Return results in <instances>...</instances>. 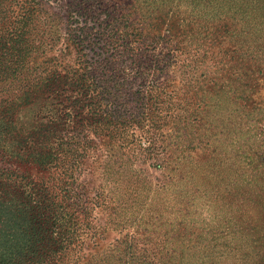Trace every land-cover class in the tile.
Here are the masks:
<instances>
[{"label":"trees","instance_id":"obj_1","mask_svg":"<svg viewBox=\"0 0 264 264\" xmlns=\"http://www.w3.org/2000/svg\"><path fill=\"white\" fill-rule=\"evenodd\" d=\"M133 2L142 15L111 0H0V264H191L186 226H133L91 251L106 228L95 207L113 229L139 218L103 190H157L135 163L192 207L212 189L252 205L254 226L222 234L237 239L230 264H264V0ZM225 40L238 46L210 51ZM100 143L94 189L79 172ZM226 245L203 247L229 257Z\"/></svg>","mask_w":264,"mask_h":264},{"label":"rangeland","instance_id":"obj_2","mask_svg":"<svg viewBox=\"0 0 264 264\" xmlns=\"http://www.w3.org/2000/svg\"><path fill=\"white\" fill-rule=\"evenodd\" d=\"M226 1H230L234 7L238 6V0ZM111 2L119 7V12H128L134 14L135 16L143 14L142 9L139 8L136 3L133 2V0H111ZM237 16L239 19L240 17L238 13ZM173 19L175 20L171 23V25L175 26L177 18ZM233 20L234 19H231V17L225 16L221 23L224 25L223 29L228 30V33H230L231 30L235 33V38L238 41V32H241V30L239 27L237 29V27L234 26L235 23ZM183 24H185L186 28L191 26V22H183ZM193 24H195V22ZM235 25L239 26L238 23ZM175 27L177 28V26ZM251 35L253 34L249 32V34H246L242 37L247 38ZM220 45L215 43L210 51L214 53L218 48L219 50H225L230 49L231 46H238V44H231V42L226 43V40ZM214 135L218 134L215 132ZM107 146V143L98 144L96 150L93 152V156L87 159L81 166L79 180L87 181L89 187L91 188L96 189L97 186L101 184L100 164ZM215 152L216 153L209 154V156H212L217 161H219L221 156L225 157L223 148H216ZM134 166L136 169H140L141 172L147 176L148 180L151 182V188L153 189L154 187L152 185L155 184V188L157 190H150L146 196H144L145 194L143 195V192H141L138 197H134L131 194H123L122 191L111 192L113 190H110L107 192L106 190H103L106 201L105 204H108L111 206V208H114L119 203L124 204L125 209L121 212L119 211V217L123 216V213L126 214L129 212L130 207L128 208L127 206H130L131 203V205L135 204L138 206V208H140L136 212L139 215V218H136L133 221L122 223L120 225H115L125 227L113 229L107 227L112 226V224L108 222V213L105 212L101 207H95L92 211L93 226H106V228L100 237L96 238L95 244L91 248V251H97L106 247L113 238H116L124 233L134 234L136 229L133 226H156L160 233L161 230L158 229V226H172L173 228H175V226H186L185 231L188 233L189 239L185 242L188 244V247L190 245L194 246V254L189 256L191 255L190 249L188 255V260L190 263L192 262L191 264H193L195 260H198L197 257L202 258L201 254L204 255L208 261H211L212 264H230L238 262L237 239L233 238L231 235H229V233H222L228 232L227 230H230V227L226 228L224 226H254V216L252 217L250 212H247L246 210L249 209L250 211H253L252 205L249 204L242 206V203L235 202V199L237 198H233L232 196L227 197L224 192L220 193L221 197L213 198L215 189H212L210 194H208V198H205L206 201L201 198L197 204L192 207L190 204L191 202L188 199H177L175 195L170 192L171 188L168 187L169 185H167L166 190L160 188L159 184H162L160 181L161 170L150 168L143 163H135ZM19 169L21 171L25 170L28 172V174H31L37 178H46L49 174V172L46 170H38L34 167H21ZM210 170L214 169L210 168ZM211 174H213L212 176H215L214 173L211 172ZM222 229H226V231H222ZM195 235H197L196 239H194ZM215 237H220L218 238L220 240H215ZM223 241L225 245L227 244L226 252L229 254V257H219L222 253L220 255H216L215 251H212L211 249L206 251L203 247V245H205L209 248H214V250L221 249L220 245ZM88 248L90 249V246H88Z\"/></svg>","mask_w":264,"mask_h":264}]
</instances>
